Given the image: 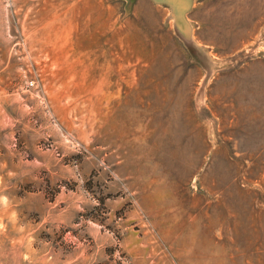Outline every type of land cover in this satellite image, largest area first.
I'll return each instance as SVG.
<instances>
[{
	"label": "rangeland",
	"instance_id": "obj_1",
	"mask_svg": "<svg viewBox=\"0 0 264 264\" xmlns=\"http://www.w3.org/2000/svg\"><path fill=\"white\" fill-rule=\"evenodd\" d=\"M0 0V264H264V0Z\"/></svg>",
	"mask_w": 264,
	"mask_h": 264
},
{
	"label": "water",
	"instance_id": "obj_2",
	"mask_svg": "<svg viewBox=\"0 0 264 264\" xmlns=\"http://www.w3.org/2000/svg\"><path fill=\"white\" fill-rule=\"evenodd\" d=\"M156 4H164L172 9V16L176 21V27L184 38H189L190 28L185 16L192 7V0H152Z\"/></svg>",
	"mask_w": 264,
	"mask_h": 264
}]
</instances>
